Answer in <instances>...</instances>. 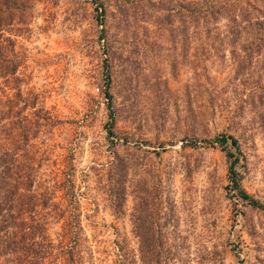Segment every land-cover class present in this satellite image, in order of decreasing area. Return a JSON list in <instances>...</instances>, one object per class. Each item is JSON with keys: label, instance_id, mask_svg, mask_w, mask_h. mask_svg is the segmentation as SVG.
Masks as SVG:
<instances>
[{"label": "rangeland", "instance_id": "1", "mask_svg": "<svg viewBox=\"0 0 264 264\" xmlns=\"http://www.w3.org/2000/svg\"><path fill=\"white\" fill-rule=\"evenodd\" d=\"M102 1L98 21L93 0H33L27 29L11 23V62H21L11 93L0 88V106L11 94L17 157L55 183L52 199L86 237L77 264H119L115 241L130 264H264V211L226 193L227 160L211 140L237 138L240 185L264 202V50L235 72L230 46L212 35L173 44L165 10ZM113 161L119 199L103 175ZM65 218L46 217L52 237Z\"/></svg>", "mask_w": 264, "mask_h": 264}, {"label": "trees", "instance_id": "2", "mask_svg": "<svg viewBox=\"0 0 264 264\" xmlns=\"http://www.w3.org/2000/svg\"><path fill=\"white\" fill-rule=\"evenodd\" d=\"M96 18L105 8L102 0H93ZM122 3L119 9L132 5L127 0H113ZM124 1V2H123ZM33 0H0V88L9 89L11 93V75L19 62H11V23L18 24L14 30L27 29L28 9ZM144 5L165 10L160 20L170 21L173 17V44L186 45L196 41L201 35H212L217 44L226 43L230 46L232 60L235 61V72L252 64L257 54L264 50V0H144ZM158 15H154V18ZM158 19V18H157ZM153 21H155L153 19ZM157 22V21H155ZM102 28L99 35H102ZM229 36L223 39L219 35ZM240 51L242 54L236 53ZM255 60H254V59ZM22 74V72H20ZM19 80L18 76L13 77ZM12 78V79H13ZM108 76L103 71V87L101 93L108 108H110V93L107 90ZM19 85V84H17ZM6 96V94L4 93ZM34 98V95H32ZM41 106L39 107V109ZM11 94L4 98L0 106V191L11 206V212L4 216L0 214V264H77L79 252L74 249L83 240L79 226L64 217L65 208H61L57 201L52 199L53 187L29 164L33 161L31 156L26 160L17 157V140L12 134L13 121L11 118ZM39 114L35 115L37 122ZM3 119V121H1ZM50 122L52 121L49 118ZM108 129V128H107ZM112 133L107 130L106 137ZM23 141L21 149L26 147V134H21ZM111 139V138H108ZM211 140L216 141L224 152L227 160V183L224 188L230 196L235 194L248 204L264 211V202L251 196L240 185V171L236 164L240 157V147L236 137L228 133H218ZM111 141V140H110ZM192 141V140H190ZM193 143V142H191ZM26 154V151H24ZM112 162V161H111ZM120 163H110L105 167L104 176L113 182L116 197L122 195V182L120 179ZM102 174L98 175V179ZM58 179H54L57 181ZM65 188L73 186L70 176L64 179ZM116 198V200H117ZM115 201V199H113ZM45 209V210H44ZM43 211L45 216H43ZM116 211H119L116 208ZM73 213V212H72ZM51 215L55 218H65L60 230L52 237L48 233L46 219ZM73 217V216H70ZM70 219V218H69ZM135 228H139V224ZM81 229V227H80ZM52 238H57L56 242ZM81 238V240H80ZM65 239L64 244H60ZM119 264H130L126 259V252L121 243L114 242ZM59 245V246H55ZM77 249V248H76Z\"/></svg>", "mask_w": 264, "mask_h": 264}]
</instances>
